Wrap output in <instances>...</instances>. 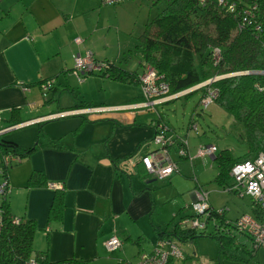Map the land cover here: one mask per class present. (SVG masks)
I'll return each mask as SVG.
<instances>
[{
	"label": "crops",
	"instance_id": "obj_1",
	"mask_svg": "<svg viewBox=\"0 0 264 264\" xmlns=\"http://www.w3.org/2000/svg\"><path fill=\"white\" fill-rule=\"evenodd\" d=\"M102 5L101 0H0V130L5 132L0 137L22 147L36 145L19 163L11 162L6 169L10 192L4 199L13 217L35 221L33 245L47 250L50 262L75 259L99 264L104 253L125 249L126 241L141 243L138 250H142V243L148 240L150 251L157 232L171 219L154 214L159 204L156 191L172 180L177 182L178 177L172 178V174L168 182L152 185L138 164L142 155L155 149L150 145L154 134L150 121L161 115L170 132L179 135L169 119L157 105L140 107L141 93L112 103H96L97 99L88 101L70 88L66 79L70 77L66 72L73 70L74 52L84 55L91 50L93 58L108 60L95 51L101 37H95L94 32L107 26L104 17H99ZM78 37L83 38L79 44L74 41ZM61 73L67 81L63 88L72 99L64 103L46 100L60 91L56 84L63 80ZM43 80L52 82L46 93L39 85ZM79 103L86 105L75 106ZM149 110L157 115H148ZM30 125H37L40 133L15 132ZM200 143L214 144L198 139ZM128 156H132L129 161H122ZM172 158L178 172H193L195 159L187 160L189 167L181 158ZM33 170L44 174L47 185H28ZM56 189H62L63 203L58 219L49 214ZM191 197L193 203L194 191ZM112 235L120 237L122 244L107 250L105 242Z\"/></svg>",
	"mask_w": 264,
	"mask_h": 264
},
{
	"label": "trees",
	"instance_id": "obj_2",
	"mask_svg": "<svg viewBox=\"0 0 264 264\" xmlns=\"http://www.w3.org/2000/svg\"><path fill=\"white\" fill-rule=\"evenodd\" d=\"M138 39L137 49L130 51V54L137 55L142 68L140 72L128 70L127 67L121 66L118 60L96 59L100 63L99 69L88 73L98 71L102 77L139 85L138 76L144 71L145 65L149 64L158 74L163 75L169 87L168 94L181 92L215 76L234 73L189 91L184 96L197 90L201 91L203 96L207 88H216L218 96L214 103L243 128L248 144L245 159L264 152V74L243 73L264 70V0H167L166 8L160 12L156 20L147 23ZM215 49L219 51L218 61H215L216 56L213 54ZM140 98L142 99V96ZM85 105L79 103L75 106ZM152 122L164 123L167 126V134L174 140L185 138L186 134L171 133L168 122L161 115L150 121L151 127ZM191 125L192 123L190 128ZM35 148L36 145L22 147L12 140L0 137V163L6 154L17 156L21 161L22 157ZM158 148L156 146L151 151ZM166 148L169 153L171 148L177 150L175 146ZM179 158L186 159L180 155ZM238 161L239 159L231 156L227 148L217 150L215 153L214 162L218 167L216 181L224 189L229 186L225 185L230 178L229 171ZM8 166L4 168V175ZM171 175L167 178L170 179ZM28 185H47V181L41 171L33 170L28 178ZM60 191L62 189H56L49 209L50 216L57 219L60 218L63 207ZM252 202L253 215L261 214L260 208L253 200ZM209 206L207 215V212L204 214L196 212L192 204L181 207L166 225L160 228L156 240L164 237L179 244L186 242L195 237L197 230H205L208 220L213 221L217 233L231 235L225 210L222 208L219 211L210 204ZM187 209H191L192 212H187ZM201 215L205 216L202 227L181 223L186 219H200ZM14 218L3 198L0 205V264H30L31 259H34L36 264L82 263L75 259L50 262L47 250L34 252L33 239L37 230L35 221L17 218L16 222ZM194 256L196 255L193 252L191 257Z\"/></svg>",
	"mask_w": 264,
	"mask_h": 264
},
{
	"label": "rangeland",
	"instance_id": "obj_3",
	"mask_svg": "<svg viewBox=\"0 0 264 264\" xmlns=\"http://www.w3.org/2000/svg\"><path fill=\"white\" fill-rule=\"evenodd\" d=\"M166 6L167 0H126L120 4L102 5L99 17H104L107 26L102 30L97 29L94 32L95 37H101L100 40L96 41L95 51L98 50V55L102 54L101 57L108 58L109 61L118 60L117 62L121 66L127 67L128 70L140 72L142 68L140 67L137 55L134 53L130 54V51L137 49V45L139 44L138 38L145 30L147 23L156 20ZM74 41L79 44L83 41V38L78 37ZM66 51L67 49L63 52L65 53ZM69 51L71 58L73 52L72 50ZM88 52L92 53L91 56L93 58L91 50H86L84 55H80L77 52L72 54L71 62H73V70L74 57H85ZM94 60L96 59L94 58ZM70 73V71L66 72L67 77L70 75L69 78H66L65 73H61L63 74V80H60L56 84L60 88V91L53 98L52 96L45 97L46 100L50 98L53 101H60L61 103L67 101L68 98L71 100V93L63 88L67 81L70 88H73L77 93L80 92L88 101L97 99L96 103L102 101L103 103H112L116 101L115 99H126L127 97L140 94L138 85L108 81L103 79L98 71L93 72L92 75L87 77L83 75L82 78H78L80 72L78 74ZM88 77L91 79L83 83L85 78ZM174 94L169 95L172 96ZM184 94L174 97L173 101L168 103L158 104L156 108L160 113L165 114L178 134H186L185 138L187 139L191 154L195 155L198 139H200L205 143H214L218 150L227 148L231 156L239 159V161L245 159L248 144L245 140L242 126L215 103H211L207 108L203 109L200 104L201 91L197 90L187 96H184ZM50 104L55 105L53 102ZM155 113L156 111L153 110L148 111V115H157ZM190 123H193L196 128H190ZM30 126L32 127L23 126L16 128L15 132L25 135L26 132L34 130L36 135L40 133H38L37 125ZM4 133H0V136ZM41 136L43 137V132ZM150 145L153 148L159 147L152 140ZM170 156L179 158V154L174 148L170 149ZM194 159L192 167L188 163V159H179L180 162H187L189 167L193 168V172L186 174L175 171L172 178L177 176V182L172 180V183L170 182L168 185L157 188L156 200L159 204L155 207L154 214L157 215L159 213L161 219L169 220L181 207L192 203L191 194L193 191L200 189L201 185H203L202 189L208 193V203L211 207L217 210L224 208L227 218L234 219L242 213L253 214V202L250 196L237 193L234 190L228 191L216 181L218 167L211 160L210 156H197ZM146 178L148 181H151L150 184L152 185L158 182L159 184L168 182V178L157 179L155 176L147 173ZM187 212H192V210L187 209ZM204 219L205 216L201 215L200 222H203ZM228 228L232 232L231 235H226L222 232L217 233L213 221L208 220L205 230H197L193 239L180 242L185 255L190 256L183 261V264H192L196 258L209 260L215 264H264V249L252 251V243L246 234L239 233L233 227L229 226ZM118 238L122 240L120 237ZM139 244L134 245L126 241L125 249L121 248L122 251L118 249L113 253H104V259L99 264H125L127 261L135 263L139 254L147 251L151 245L146 240L144 244L142 243V250L141 248L138 250ZM33 248L34 252H37L39 249L35 244ZM193 252L196 256L191 257ZM181 263V261L179 263L175 262V264ZM81 264L87 263L82 262Z\"/></svg>",
	"mask_w": 264,
	"mask_h": 264
},
{
	"label": "built area",
	"instance_id": "obj_4",
	"mask_svg": "<svg viewBox=\"0 0 264 264\" xmlns=\"http://www.w3.org/2000/svg\"><path fill=\"white\" fill-rule=\"evenodd\" d=\"M125 0H101L103 4L114 5ZM79 40V39H77ZM216 56L215 61L219 59V51L215 49L213 52ZM100 63L88 52L85 57H74V70L72 73L80 75L78 78H82L85 73L99 69ZM243 73H259L264 74L262 71H244ZM232 75V74H229ZM222 77L215 76L207 80V84ZM138 83L142 101L140 107L153 108V106L169 99L171 96L168 94L169 87L166 81L163 79L162 74L158 72L149 64H146L144 71L138 76ZM51 80H43L40 84L42 92L48 90L51 85ZM218 91L216 88H207L206 92L200 99V104L203 109L207 108L209 104L214 103ZM102 108H91L90 110H101ZM153 137L152 142L159 146L157 150L150 151L142 155L138 159V163L142 165L145 172L151 174L158 179H165L173 172L177 171V163L170 158L169 150L166 146L177 148V153L180 156L185 157L189 161H192L194 157L200 156H214L217 152L215 144H203L200 143L197 146L195 155L191 154L189 145L186 138H177L174 140L168 135L167 126L162 122H152ZM194 126L192 123L191 128ZM6 130V129H5ZM0 130V133H3ZM132 156L125 158L122 161H129ZM11 162H20V158L13 156L12 154H6L1 158L2 167H0V197L5 198L10 192V186L6 175L3 174L4 168H6ZM231 178V184L225 189L228 191H236L250 196V198L260 208L261 214L254 216L253 214H242L233 221H227L230 227H233L236 231L242 234H246L252 243V249H264V152H259L253 158H247L234 163L229 171ZM195 200L192 203V208L199 214L207 212L209 206L208 193L201 187L194 191ZM221 211V209H219ZM208 212L206 213V215ZM14 221H18L14 218ZM184 225H190L192 227H202L203 223L198 218L186 219L181 222ZM228 226V227H229ZM121 241L116 236H111L106 242L105 247L107 250H113L120 247ZM190 256L185 255L179 243L169 239L158 238L150 251H143L139 254L135 263L127 261L125 264H175V262H182ZM30 264H36L34 259L30 260ZM192 264H215L209 260H200L196 258Z\"/></svg>",
	"mask_w": 264,
	"mask_h": 264
},
{
	"label": "water",
	"instance_id": "obj_5",
	"mask_svg": "<svg viewBox=\"0 0 264 264\" xmlns=\"http://www.w3.org/2000/svg\"><path fill=\"white\" fill-rule=\"evenodd\" d=\"M206 83H208V82L205 81V82L200 83V84H198V85H196V86H193V87H191V88H189V89H187V90H184V91H181V92H179V93H176L175 96H178V95H180V94L186 93V92H188V91H190V90H192V89H195V88H197V87H200L201 85H204V84H206ZM211 158H213V156H212Z\"/></svg>",
	"mask_w": 264,
	"mask_h": 264
},
{
	"label": "clouds",
	"instance_id": "obj_6",
	"mask_svg": "<svg viewBox=\"0 0 264 264\" xmlns=\"http://www.w3.org/2000/svg\"><path fill=\"white\" fill-rule=\"evenodd\" d=\"M232 75L234 74V73H231ZM229 74H226V75H221L222 77L223 76H228ZM207 81V80H206ZM205 82V81H204ZM201 83H203V82H201ZM200 84V83H199ZM207 84V83H206ZM198 85V84H197ZM205 85V84H204ZM196 86V85H195ZM201 86H203V85H201ZM198 88V87H197ZM189 89V88H188ZM196 89V88H195ZM192 90H194V89H192ZM192 90H190V91H192ZM189 92V91H188ZM187 93V92H186ZM184 94V93H183ZM172 97H177V96H175V94L174 95H172L170 98L172 99ZM168 100V99H167ZM214 157V156H213ZM147 173V172H146Z\"/></svg>",
	"mask_w": 264,
	"mask_h": 264
}]
</instances>
